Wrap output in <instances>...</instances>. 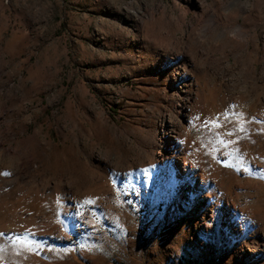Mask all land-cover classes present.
Wrapping results in <instances>:
<instances>
[{
    "label": "rangeland",
    "instance_id": "374dc122",
    "mask_svg": "<svg viewBox=\"0 0 264 264\" xmlns=\"http://www.w3.org/2000/svg\"><path fill=\"white\" fill-rule=\"evenodd\" d=\"M244 2L0 0V264H264Z\"/></svg>",
    "mask_w": 264,
    "mask_h": 264
},
{
    "label": "bare ground",
    "instance_id": "6f19581e",
    "mask_svg": "<svg viewBox=\"0 0 264 264\" xmlns=\"http://www.w3.org/2000/svg\"><path fill=\"white\" fill-rule=\"evenodd\" d=\"M247 3H248V0H245V2L242 3L239 6V8L242 9V10L245 9L247 7ZM240 33H241V30H240L239 27H237L235 29V34H240ZM186 155H188V154H186ZM180 162H181V166H182V169H183V173L186 172L187 174H192L194 177H196V179H198V182H202L203 183V181L205 180V177H204V173H203L202 169L196 167L194 165V162L188 156L181 155ZM199 184L200 183H197V185H199ZM224 200H225L224 201L225 203H228V201H229L232 204V202H231L232 199L230 200V198H228L227 195H226V197H224ZM255 227H256L255 230H256V233H257V238H260L261 241L264 243V228L262 226L258 225L257 223H256V226Z\"/></svg>",
    "mask_w": 264,
    "mask_h": 264
},
{
    "label": "snow or ice",
    "instance_id": "6c2138e0",
    "mask_svg": "<svg viewBox=\"0 0 264 264\" xmlns=\"http://www.w3.org/2000/svg\"><path fill=\"white\" fill-rule=\"evenodd\" d=\"M7 173H5V175H6Z\"/></svg>",
    "mask_w": 264,
    "mask_h": 264
}]
</instances>
